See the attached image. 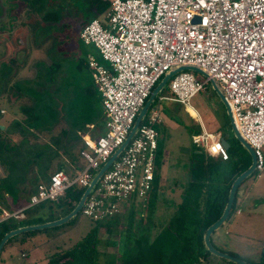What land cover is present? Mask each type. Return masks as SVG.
I'll list each match as a JSON object with an SVG mask.
<instances>
[{
  "label": "built area",
  "instance_id": "built-area-1",
  "mask_svg": "<svg viewBox=\"0 0 264 264\" xmlns=\"http://www.w3.org/2000/svg\"><path fill=\"white\" fill-rule=\"evenodd\" d=\"M103 25L91 18L80 28L82 44L91 46L85 61L100 94L104 131L94 139L81 135L79 154L85 166L74 176L62 170L49 174L17 208L0 204V223L25 218V211L45 201L56 203L72 185L86 186L93 173L125 140L138 110L159 78L174 66L194 65L206 73L198 79L182 70L168 80L169 94H160L133 137L103 171L79 212L92 222L116 217L131 195L150 191L157 149L161 101L193 107L190 99L209 79L227 100L240 136L253 150V172L264 169V0H108ZM194 110V109H193ZM197 113V112H196ZM198 115V114H196ZM200 131L220 142V131ZM92 125L90 124L89 127ZM216 159L227 161L229 154ZM23 256L24 254L21 253Z\"/></svg>",
  "mask_w": 264,
  "mask_h": 264
},
{
  "label": "rangeland",
  "instance_id": "rangeland-1",
  "mask_svg": "<svg viewBox=\"0 0 264 264\" xmlns=\"http://www.w3.org/2000/svg\"><path fill=\"white\" fill-rule=\"evenodd\" d=\"M45 1L40 0V4L38 5L41 6V10H39V13L48 14L50 11L53 13L57 9L59 17H57V20L51 21L54 19L51 16V18H48L51 19L50 21L42 22L43 25L47 24L48 27L43 26L40 29L42 31L37 32L36 40L40 51L35 52L33 50L34 47L31 44L32 33H30L31 35H27L24 51L13 52L12 50L16 48L12 49L11 47L6 52H3L7 46V40L11 38H7V36L13 34V29L18 24L17 20H10L9 12L4 13V7H1L2 3L0 0V62L1 60L8 62L12 56L15 59L13 65L11 64L13 73L11 72L12 74L9 75V78H6L3 82L6 93L4 96L1 94L2 97H0V125L4 129L5 127H9L13 120H21L23 115L19 109V105L24 103L30 104L29 98L15 100L16 94L8 91L10 90V85L13 83H22L26 80L27 84L24 83V86H27L29 81L32 80L39 79L43 81L44 70L40 68L41 65L50 66L52 69L53 75L51 74V79L45 83L49 89H52L53 83L60 76L66 78L65 80L67 81L70 80V86L65 92L67 96H62L59 100L62 102V105L68 102H75L77 107L70 108L72 110L75 109L77 112L79 110L83 111L87 116L88 122H92V126L89 127L90 124L86 123L82 129L76 131L75 127L61 120L50 131L38 132L28 128L29 132L34 134H29L26 137L28 142L32 144L33 142L48 143L51 137L54 139L59 136L60 128H65L66 126L67 134L66 136L60 134V139L71 140L70 147L67 148L68 153H64L63 148L52 144L51 148L54 149L53 151L56 152V155L49 161L48 169L44 175L47 176L59 164L63 169H70V164H73L77 169H81L85 165L83 159L78 155L79 148H83L80 140L81 135L87 134L90 138L93 137L92 139H94V136L104 131L102 130L104 127L103 119H98L102 111L100 94L92 83L89 71L84 64L87 51L92 47L82 44L78 39L79 25L84 20H90L93 16L91 12L92 6L89 5L88 0H47L50 2L47 4H45ZM21 6L19 2L18 5L16 4V7L20 8ZM16 12L17 10L14 11V13ZM7 28L12 31L9 30L7 32ZM192 73L198 79L203 78L197 72ZM39 74L41 75L40 78H38ZM167 83L168 81L158 95L169 94L166 88ZM156 99L157 97L151 105L157 102ZM189 103L199 116L196 115L197 113L192 108L188 107L185 109L178 102H159L161 123L157 126V145L159 149L161 148V154L159 160L155 162L152 180L156 195L163 187L170 186L174 180L179 179V176L183 173V166L185 164L189 165L191 163L192 167L197 160L202 159V153L199 151L200 153L197 154L191 144V136L200 131L197 121L199 117L208 130L220 128L219 131L222 132V137L229 145L227 149L233 150L238 157L245 155L236 146L234 138L226 130L229 129L228 117L209 82L205 84L203 90L190 99ZM68 109L67 105L63 107L61 111L63 116L67 114ZM23 125L29 126L26 122H23ZM38 130H42V128H38ZM21 138L22 136L16 130L6 133L5 136V140L9 141L10 144H18L19 146L16 154L10 157L15 161L16 166L11 160L8 161V165L6 164V169H2L0 165V182L2 183L0 193L2 194V198L9 204H11V200L8 197L10 192L19 201L26 204L28 201L27 193L35 185V165L29 164L26 166L25 163L23 164L27 159L23 152L27 144L20 143ZM253 175L254 172L246 180L252 179ZM44 176L40 177L39 180L45 181ZM169 192L167 190L162 192L163 194L161 193L162 196L157 195V198H159V209L157 208V214H155V219L152 221L153 212L147 211L143 205L147 196L143 199H139L134 195L129 196L125 201V204H129L127 205L128 207L124 206L123 211L112 218L117 222L116 225L109 227L110 229L107 230L105 227H99L97 230L98 243L96 248L98 258L96 264H123L124 260L129 261L135 252L134 241L146 233L151 237L155 233V226L164 223L173 212L174 209L167 204L172 199L168 195ZM239 209L242 211L241 217L243 216V222L245 223L242 231H239V233L243 232V238H233L234 240L229 242L228 240L232 238L233 231L225 223L216 230V233L211 238V244L216 249L233 255L248 264H259V250L264 245V209L248 213L243 204L239 206ZM59 213L60 210L57 209L54 203L45 201L28 208L25 211V218L19 221L34 223L37 217L41 219L54 218ZM237 217H233L232 213L230 214L231 219H236ZM237 220L239 222V217ZM93 224L91 220L81 215L78 211L73 218L60 225L28 231L29 233L27 234H23L24 232L17 234L11 242L5 244L1 249L0 264H47L53 253L69 249ZM222 242L228 243V246L223 247ZM21 252L25 253L24 257L20 256ZM72 257H74L73 254L69 259L67 258L66 262L61 264H76ZM214 262L216 261L209 260L206 264H214ZM129 264H131V261ZM201 264H203L202 261ZM218 264L220 263L218 262Z\"/></svg>",
  "mask_w": 264,
  "mask_h": 264
},
{
  "label": "trees",
  "instance_id": "trees-1",
  "mask_svg": "<svg viewBox=\"0 0 264 264\" xmlns=\"http://www.w3.org/2000/svg\"><path fill=\"white\" fill-rule=\"evenodd\" d=\"M88 2L89 5L92 6V18H97L104 25L105 20L102 19V15L109 6V1L88 0ZM85 23L86 20L79 25L78 33L80 28ZM11 64H13V59H10V64L0 62V95L3 94V96L6 93L5 88L3 87V82L6 78H9L10 74L13 73ZM84 64L87 67L85 60ZM40 68H43L44 70L43 81L39 79L32 80L29 81L27 86H24V83H26L25 80L22 83H13L10 85V90L7 89L11 93L16 94L15 100L18 101L20 98H29L30 104L24 103L19 105V109L23 115L21 120H13L9 127L0 129V165L2 166V169H6L9 160H11L15 165V161H13L10 157L16 154L19 150L18 144H10L9 141L5 140L6 133L16 130L22 136L20 143L27 144V147L23 151L27 159L23 162V164L25 163L26 166L34 164V171H36L34 180L35 185H33V187H31L28 191V196L34 191L35 186L42 181L39 180V178H42V176L45 175L50 159L56 155V152L53 151L54 149L51 148L52 144H55L56 147L63 148L64 153H68L67 148L70 147L69 144L71 142V140L60 139V134L64 136L67 134L65 126V128H60L58 134L59 136L54 139L51 137L48 143L33 142L30 144L26 137L29 134H34L29 132L28 128L38 132L50 131L62 120L68 125L75 127V129H77L76 131H78L83 128L84 124L92 123L88 122L87 116L83 111L79 110L77 112L75 109L72 110L70 108L77 107L75 102L66 103L65 105H67L69 109L65 116L62 115L61 111L65 105H62V102L59 99L60 97L62 98V96L66 95L65 92L70 86V80L67 81L65 80L66 78L60 76L57 78L56 82L53 83L52 89H49L45 83L51 79L50 75L52 74V69L50 66L43 65H41ZM40 76L41 75L39 74L38 78H40ZM166 88L168 89V83ZM0 97H2V95ZM58 101L60 102L59 104ZM98 119H103L104 122L105 115L103 111H101ZM23 122L28 123L29 126L26 127L23 125ZM38 128H42V130H38ZM219 130L220 128L214 129V131ZM78 139L80 138L78 137ZM234 143L243 151L245 155L243 157H238L233 150L231 151L227 149L229 159L223 162L220 161L222 165L218 167L213 164L211 165V163L204 165L203 158L208 156L201 152L203 157L202 159L197 160L191 167L185 195L183 196L180 204L176 207L174 213L170 215L164 223L157 225L155 233L151 237H149L146 233L137 238L134 241L136 248L132 258L129 261L124 260L123 264H129L130 261L131 264H201V261L203 264H206L209 260L216 261L214 264H218V262L220 264H234L211 255L204 248L201 241L205 228L220 215L226 202L227 191L230 183L249 165V156L246 151L235 139ZM79 150L78 155L80 156ZM193 150H196L194 145ZM160 154L161 148L159 149L157 145L154 165L155 162L159 160ZM12 168H10V170H12ZM59 169H61L60 164L54 171ZM49 174L43 177L44 180H47ZM1 187L2 183L0 182V189ZM83 189L84 187L79 185H72L67 188L63 196H61L58 201L54 203L57 209L60 210L59 215L54 218L44 219L37 217L34 223L53 220L65 215L73 208ZM1 195L2 194L0 193V204L6 206L7 208H17L23 204L17 197L13 196L11 192L8 195L11 200V204L7 203ZM155 199L156 193L153 189V185H151L147 199L143 202L147 211H153ZM234 209L235 205L233 198L227 219ZM31 223L32 222L29 221L22 222L13 220L2 222L0 223V238L5 232L14 227ZM93 223V226L90 227L77 241H75L69 249L53 253L47 264H61L66 262L67 258L69 259L72 254L74 255L72 258L75 260L76 264H96L98 258V251L96 248L98 243L97 230L99 227H105L106 230L110 229L109 227L115 226L117 222L114 219H111ZM27 233L29 232H24L23 234ZM14 238L15 236L10 237L4 245L11 242ZM259 258V264L264 263V245L259 250Z\"/></svg>",
  "mask_w": 264,
  "mask_h": 264
},
{
  "label": "water",
  "instance_id": "water-1",
  "mask_svg": "<svg viewBox=\"0 0 264 264\" xmlns=\"http://www.w3.org/2000/svg\"><path fill=\"white\" fill-rule=\"evenodd\" d=\"M182 70L197 72V73L201 74L203 77H206V73L202 69H200L194 65L174 66L171 69H169L167 72H165L162 75V77L160 78V80L153 86V88L151 89L146 100L144 101V103L142 104L140 109L138 110L137 115H136V117L132 123V126L129 130V133L127 134L123 143L119 147H117L112 152V154L107 158V160L93 173L88 184L86 186H84V189L81 192V194H80L77 202L73 206V208L69 212H67L65 215L60 216L56 219L44 221V222H39V223L20 225V226H17V227H14V228L8 230L0 238V250H1L2 246L4 245V243L12 236H15V235L23 233V232H28V231H32V230H38V229H42V228H46V227L60 225L62 223L67 222L71 218H73L78 213V211H79L83 201L85 200L87 194L93 189V187L95 186V184L99 180L103 171L113 162V160L123 150V148L128 143V141L136 133V131L138 129V125L143 120L145 113L147 112L148 108L151 106L154 99L158 96L160 90L164 87L165 83L170 79L171 76H173L175 73L182 71ZM208 82L210 83L211 88L216 92L219 100L221 101V103L225 109V113L228 117V122H229V129H226V130H228V133L246 151V153L249 156L250 162H249V165L243 171H241L230 183L228 191H227L226 202L222 208V211H221L220 215L205 228V230L202 234V240L201 241H202L204 248L211 255H213L215 257L222 258V259L229 261L231 263H234V264H248V263L244 262L243 260L236 258L233 255H230L226 252H222V251L216 249L210 242V234L213 231H215L216 229H218L224 223V221L226 220V218L229 214L237 186L244 179H246L248 176H250V174L253 172L255 158H254L253 150L250 147V145L238 133L236 126H235V123L233 121L230 106H229L227 100L225 99L224 95L222 94L219 86L217 85V83L213 79H209ZM2 127L3 126L0 125V129H2ZM220 142L225 149L228 148L229 145L223 137L220 138ZM262 264H264V263H262Z\"/></svg>",
  "mask_w": 264,
  "mask_h": 264
},
{
  "label": "crops",
  "instance_id": "crops-1",
  "mask_svg": "<svg viewBox=\"0 0 264 264\" xmlns=\"http://www.w3.org/2000/svg\"><path fill=\"white\" fill-rule=\"evenodd\" d=\"M88 53H91V54L96 56V52H95V50L93 48L89 49L87 51V54ZM194 111L196 112L195 109H194ZM199 119H200V117H199ZM203 126H204V124H203ZM204 128L206 130H208L205 126H204ZM102 130H104V129H102ZM208 131H214V130H208ZM96 136H94V137H96ZM91 138H93V137H91ZM157 144H158V142H157ZM79 149H81V148H79ZM199 151L202 152L201 150L196 148L195 152L197 154L200 153ZM203 163H204V165H207L208 163H211V165L213 164L216 167L222 165V163L218 159L213 158L211 156L204 157L203 158ZM191 165H192L191 163L189 165L185 164L183 166V168H184L183 169V173L179 176V179L178 180H174L172 182V185L167 186V187H163L161 191H158L157 195H160V196H162V194H163L162 192H165L167 190L170 191L168 193V195H170V199L171 198L172 199H171V201H168L167 204H168V206H171L174 209L173 212L171 213V215L174 213L176 207L180 204V202L182 201L183 196L185 195L186 188H187V183L189 181V172H190V169H191ZM70 166H71L70 169L69 168L68 169H63L62 166H61V169H59V170H62L65 173H67V174H69L71 176H74L80 169L78 168L79 169L78 170L77 168H75L73 164H70ZM263 171H264V169L262 171L258 172V173L254 172V175H253L252 179L246 180V179L249 178V176H248L236 188V192L234 194L235 209L231 213L233 214V217L234 216H238L240 220L238 222V220H237L238 217L236 219H233V218L231 219L230 216H229V218L228 219L226 218V220L223 223V224L227 223V227L230 228V230L232 229V231H233V234L231 235L232 238L228 240L229 242L234 240L233 238L242 239L243 235H244L243 232L239 233V231L240 230L242 231V229H243V227L245 225V223L243 222L244 218H243V216L241 217L242 211L239 209V206L241 204H243L245 206V208H246L245 210H247L248 213L256 212L259 209L260 210L264 209V173H263ZM157 195H156V199H155L154 209L152 211L153 212V216L151 217V221L155 219V214H157V208H158V204H159L158 203L159 202V198H157ZM160 196H158V197H160ZM173 200H175V201H173ZM127 205H129V204H125L124 203L123 209H124V206H127ZM168 218H169V216H168ZM155 228H157V226H155ZM216 230L213 231L210 234V242L211 243H212V241H211L212 239L211 238L216 233ZM222 246L223 247H227L228 243L225 242V243L222 244ZM21 253H23V252H21ZM21 253H20V256L24 257L25 253H23L24 254L23 256L21 255Z\"/></svg>",
  "mask_w": 264,
  "mask_h": 264
},
{
  "label": "flooded vegetation",
  "instance_id": "flooded-vegetation-1",
  "mask_svg": "<svg viewBox=\"0 0 264 264\" xmlns=\"http://www.w3.org/2000/svg\"><path fill=\"white\" fill-rule=\"evenodd\" d=\"M18 2L21 3V5H22L20 8L16 7V4L18 5ZM48 2L49 1L46 0L45 4H47ZM1 3H2L1 7H4V9H3L5 11L4 13L9 12L10 20L11 21L17 20V24H18L17 26L14 27L13 34H11L10 36H7V38H9V37H11V38H9L7 40V46L3 50V52H6L11 47H12V49L14 47L16 48L15 50H12L13 52L24 51L25 44L27 43L26 38H27L28 34L31 35L30 33H32V38H31L32 43L31 44L34 47L33 50L35 52L40 51L39 50L40 47L38 46V43L36 40L37 32H39V31L41 32L42 30H40V29L43 28V26L48 27L47 24L43 25L42 22L50 21L51 19H48V18H51V16L54 18L51 21L57 20V17H59L57 9L53 13H52V11H50L48 14L39 13V10H41V6L38 5V4H40V0H5V2H4V0H1ZM15 10H17L16 13H14ZM45 16L47 19L45 18ZM9 28H10V26H9ZM9 30L10 29L7 28V32H9ZM10 31H12V30H10ZM9 59H13V63L15 62V59L13 56L10 57ZM1 62H4L6 64H8V63L10 64V60L8 62L1 60ZM146 196H148V193L146 194Z\"/></svg>",
  "mask_w": 264,
  "mask_h": 264
},
{
  "label": "clouds",
  "instance_id": "clouds-1",
  "mask_svg": "<svg viewBox=\"0 0 264 264\" xmlns=\"http://www.w3.org/2000/svg\"><path fill=\"white\" fill-rule=\"evenodd\" d=\"M213 137L206 131L202 135L194 136L193 140L197 145H200L203 141L204 150L213 158L217 157L218 154L223 153L224 149L218 142L210 143Z\"/></svg>",
  "mask_w": 264,
  "mask_h": 264
},
{
  "label": "bare ground",
  "instance_id": "bare-ground-1",
  "mask_svg": "<svg viewBox=\"0 0 264 264\" xmlns=\"http://www.w3.org/2000/svg\"><path fill=\"white\" fill-rule=\"evenodd\" d=\"M221 132V131H220Z\"/></svg>",
  "mask_w": 264,
  "mask_h": 264
}]
</instances>
